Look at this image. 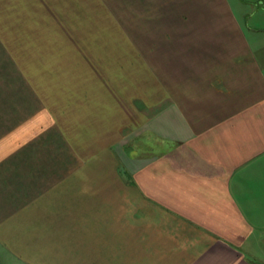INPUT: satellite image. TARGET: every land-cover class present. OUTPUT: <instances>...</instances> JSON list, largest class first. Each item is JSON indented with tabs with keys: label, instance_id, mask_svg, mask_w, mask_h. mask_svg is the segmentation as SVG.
<instances>
[{
	"label": "crops",
	"instance_id": "1",
	"mask_svg": "<svg viewBox=\"0 0 264 264\" xmlns=\"http://www.w3.org/2000/svg\"><path fill=\"white\" fill-rule=\"evenodd\" d=\"M25 1L0 0V264H264V45L241 6L117 1L132 31L117 16L68 104L12 77Z\"/></svg>",
	"mask_w": 264,
	"mask_h": 264
},
{
	"label": "rangeland",
	"instance_id": "2",
	"mask_svg": "<svg viewBox=\"0 0 264 264\" xmlns=\"http://www.w3.org/2000/svg\"><path fill=\"white\" fill-rule=\"evenodd\" d=\"M117 1L122 0H26L24 3H28L29 11L37 8V14L27 17L30 21L28 25L16 26L15 31L4 33L25 38L22 44L19 41L12 42L10 58L13 79L18 78L21 70L29 82L51 84V81L62 96L70 90L71 93L65 95L63 101L71 104L75 92L79 91L73 86H82L83 81H100L101 76L95 68L100 64V50L107 53L106 50L115 47V34L119 32L117 16L125 31H132L130 10L116 9ZM230 1L241 6L242 14L238 9L236 12L246 33L256 32L258 41L264 45V0ZM106 4L107 8L104 7ZM39 30L41 37L37 34ZM258 50L256 48V54L264 56V49L261 53ZM105 58L107 61L112 59L108 56ZM85 63L88 64L87 68ZM103 75L106 80H110L109 73ZM67 105L63 112L71 114L73 106L67 111Z\"/></svg>",
	"mask_w": 264,
	"mask_h": 264
}]
</instances>
